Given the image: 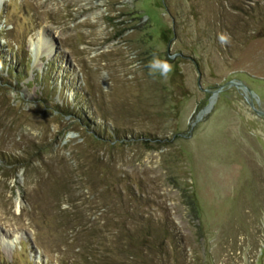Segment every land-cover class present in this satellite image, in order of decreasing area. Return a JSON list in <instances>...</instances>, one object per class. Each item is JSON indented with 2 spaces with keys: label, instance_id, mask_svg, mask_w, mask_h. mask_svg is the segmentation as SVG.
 I'll return each mask as SVG.
<instances>
[{
  "label": "rangeland",
  "instance_id": "1",
  "mask_svg": "<svg viewBox=\"0 0 264 264\" xmlns=\"http://www.w3.org/2000/svg\"><path fill=\"white\" fill-rule=\"evenodd\" d=\"M0 31V264H264V0H0Z\"/></svg>",
  "mask_w": 264,
  "mask_h": 264
},
{
  "label": "clouds",
  "instance_id": "2",
  "mask_svg": "<svg viewBox=\"0 0 264 264\" xmlns=\"http://www.w3.org/2000/svg\"><path fill=\"white\" fill-rule=\"evenodd\" d=\"M219 42L222 45H226L229 43V37L221 34L219 36ZM148 67L153 73H159L162 76H166L167 73L171 71V65L166 60H161L157 57H153V59L149 62Z\"/></svg>",
  "mask_w": 264,
  "mask_h": 264
},
{
  "label": "water",
  "instance_id": "3",
  "mask_svg": "<svg viewBox=\"0 0 264 264\" xmlns=\"http://www.w3.org/2000/svg\"><path fill=\"white\" fill-rule=\"evenodd\" d=\"M229 83H230L231 85L235 86L236 88H241L242 90H246L245 86L242 85L241 83H236V82H233V81H230ZM251 107H252V106H251ZM253 111L255 112L256 115H258V116H263V117H264V114H263V113L258 112V111L255 110L254 108H253Z\"/></svg>",
  "mask_w": 264,
  "mask_h": 264
},
{
  "label": "trees",
  "instance_id": "4",
  "mask_svg": "<svg viewBox=\"0 0 264 264\" xmlns=\"http://www.w3.org/2000/svg\"><path fill=\"white\" fill-rule=\"evenodd\" d=\"M0 33H1V31H0ZM156 240H158L157 238H155ZM160 239V238H159ZM159 241V240H158ZM152 242V241H151ZM153 244H154V242H152ZM157 245L159 246V247H161V245L162 246H164V242H163V240L162 239H160V241L157 243ZM168 257V256H167ZM169 259V258H168Z\"/></svg>",
  "mask_w": 264,
  "mask_h": 264
}]
</instances>
